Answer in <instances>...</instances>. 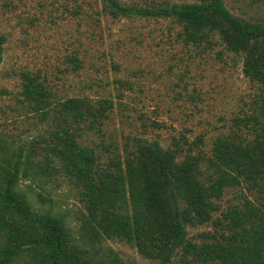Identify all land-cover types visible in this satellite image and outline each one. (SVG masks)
I'll use <instances>...</instances> for the list:
<instances>
[{
  "label": "trees",
  "instance_id": "obj_1",
  "mask_svg": "<svg viewBox=\"0 0 264 264\" xmlns=\"http://www.w3.org/2000/svg\"><path fill=\"white\" fill-rule=\"evenodd\" d=\"M73 2L67 9L78 17L85 5H98L99 14L117 20H170L187 46L221 42L257 90L249 111L235 116L209 150L202 136L185 135L169 144L134 137L120 147L90 140L91 132L104 135L112 99L59 98L27 74L22 102L51 122L26 153L0 131V264H126L109 240L156 264H264V14H236L225 0ZM5 41L0 31V67ZM69 60L73 69L83 67L78 55ZM38 165L78 189L85 212L77 226L55 209L50 191H37L33 201L21 188ZM228 192L236 194L224 205Z\"/></svg>",
  "mask_w": 264,
  "mask_h": 264
},
{
  "label": "rangeland",
  "instance_id": "obj_2",
  "mask_svg": "<svg viewBox=\"0 0 264 264\" xmlns=\"http://www.w3.org/2000/svg\"><path fill=\"white\" fill-rule=\"evenodd\" d=\"M225 2L236 14H264V1ZM73 4V0H0V31L6 38L0 67V131L10 143L23 144L24 153L51 122L41 121L22 102L27 74L39 76L59 98L86 95L113 100L104 135L90 133L93 145L103 141L123 147L134 137L169 144L173 136L185 135L189 141L202 136L203 147L209 150L235 116L249 111L256 85L245 76L241 59L221 42L206 48L187 46L170 20H117L99 14L98 5H85V13L78 17L67 9ZM74 54L83 61L77 70L69 60ZM35 169V179L23 181L21 188L33 201L37 191H50L55 209L77 226L85 212L78 189L60 171L41 172L40 165ZM234 194L228 192L223 204ZM206 228H192L190 234ZM108 244L126 264H156L126 242Z\"/></svg>",
  "mask_w": 264,
  "mask_h": 264
}]
</instances>
